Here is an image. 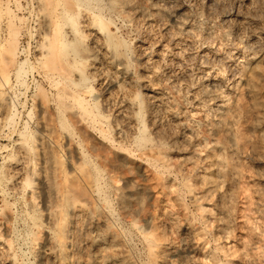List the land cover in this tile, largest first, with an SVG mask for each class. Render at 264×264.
<instances>
[{"label":"rangeland","instance_id":"obj_1","mask_svg":"<svg viewBox=\"0 0 264 264\" xmlns=\"http://www.w3.org/2000/svg\"><path fill=\"white\" fill-rule=\"evenodd\" d=\"M80 1H52L75 12L71 38L62 17L42 18L49 0H0V101L13 114L0 106V206L14 201L19 134L39 150L45 125L56 166L71 169L79 146L102 165L117 236L107 264H264V0ZM91 11L109 39L85 23ZM80 99L108 116L106 136L77 122ZM13 208L0 264H39ZM79 234L83 256L95 246Z\"/></svg>","mask_w":264,"mask_h":264},{"label":"bare ground","instance_id":"obj_2","mask_svg":"<svg viewBox=\"0 0 264 264\" xmlns=\"http://www.w3.org/2000/svg\"><path fill=\"white\" fill-rule=\"evenodd\" d=\"M44 1L48 2V0ZM52 1L54 0H51V2L49 0L48 4H53ZM75 1L78 6L81 4L80 0ZM111 2L115 5L116 0H111ZM52 6L54 8H52L51 13H48L50 15L47 17L46 15L42 16V18L45 19L46 23L54 20L58 26L63 19V21L69 23L71 26L66 31V34L71 36V38L75 37L74 34L79 31V28L74 26L76 21L75 12L70 11L63 2L59 11L56 10L55 4ZM86 9H90V7L86 6ZM85 16H87L86 24L99 28L100 32L105 34V37L107 36L108 38L110 36L107 20L100 12L95 13L91 11L90 15L87 13ZM60 35L61 33H59L57 39L60 38ZM15 43L16 37L14 36L9 40V44L13 45ZM114 48L115 50L117 49L116 47ZM8 52L9 58L13 59L16 51L9 50ZM79 59L80 57L77 55L73 59V63ZM15 68L19 78L20 72L24 68V61L17 62ZM77 103L80 106L77 122L82 124L87 131L91 130L98 133L102 138V134L105 135L104 127L107 126L108 116L102 111L96 101L90 103L80 99ZM142 104L141 107L143 108ZM0 106L6 110L5 121L11 122L13 114L8 112L10 104H8L6 97H1ZM46 131V126L43 125L42 135H40V141L38 142L39 150H33L30 147L31 144L28 146L24 137L25 135L19 134L22 136H18L17 138L16 160H14V163L11 162L9 164L8 167L11 171L10 173L7 172L11 186L7 184L10 189L6 190V195L8 193L12 194L14 201H11V198L6 199L7 196L5 199L3 197L5 202L2 201L3 206H0L2 208V210L0 209V222L4 224V231L0 232V240L8 248L10 247L9 249L13 247L10 231L14 229H11L13 226L10 227V223H14L15 214L19 215L18 218L20 219V214L13 210L16 209L13 208V202H19L21 203L20 213L23 215L22 219H25L24 217L26 216V226H28V229L26 228L27 233L23 231L26 233V237L21 235L27 239L33 252L37 253L39 264H50V261V263L46 262L50 259L52 264H107L106 258L108 259L109 256H113L110 255L112 252H108L109 246L116 242L117 236L111 230L112 227H110V221H108V212L113 207L110 208L105 196V198H102V165L93 161L87 150L79 146L76 149L79 160L71 169L66 170L62 166H56L45 148L46 141H48V133ZM21 132L23 133V130ZM148 141L151 140L146 135L138 138V144L140 145ZM38 163L39 165L36 166ZM33 176L35 178H32V181L31 177ZM102 200L105 203L103 205ZM145 220L148 222V219ZM102 225L105 226L104 230L102 229ZM21 230L20 228L15 234ZM92 230L95 231L94 234H91ZM78 234L82 237L83 243L86 244L88 242L92 246H95L92 250L85 252L84 255L82 254L83 256H79L74 250L76 242L79 241L77 240ZM12 260L10 262L14 263L16 259Z\"/></svg>","mask_w":264,"mask_h":264}]
</instances>
